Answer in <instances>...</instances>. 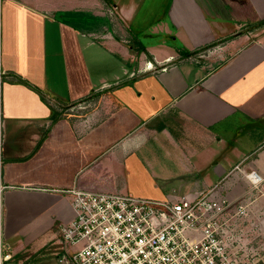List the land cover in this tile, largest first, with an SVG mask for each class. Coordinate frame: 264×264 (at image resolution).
<instances>
[{"label":"crops","instance_id":"crops-1","mask_svg":"<svg viewBox=\"0 0 264 264\" xmlns=\"http://www.w3.org/2000/svg\"><path fill=\"white\" fill-rule=\"evenodd\" d=\"M261 21L264 0H0V238L60 239L74 188L168 199L162 152L184 197L263 210Z\"/></svg>","mask_w":264,"mask_h":264},{"label":"built area","instance_id":"built-area-1","mask_svg":"<svg viewBox=\"0 0 264 264\" xmlns=\"http://www.w3.org/2000/svg\"><path fill=\"white\" fill-rule=\"evenodd\" d=\"M147 68L158 70L151 63ZM5 77L0 70V82ZM246 179L253 187L261 181L256 172ZM67 196L74 219L59 226L64 252L57 264H264L262 234L252 228L249 235L245 228L252 204L221 195L217 186L194 198L158 200L80 188ZM0 264L28 263L1 237Z\"/></svg>","mask_w":264,"mask_h":264},{"label":"rangeland","instance_id":"rangeland-1","mask_svg":"<svg viewBox=\"0 0 264 264\" xmlns=\"http://www.w3.org/2000/svg\"><path fill=\"white\" fill-rule=\"evenodd\" d=\"M134 44V43H133ZM204 52L201 54L202 56L208 57V55L210 54L209 51H214L216 56L218 55V52H220L219 48H211L210 50L205 49L203 50ZM215 56V57H216ZM80 104H77L73 107L74 109L79 108ZM76 107V108H75ZM82 108H85V105L83 104ZM74 110V111H78ZM80 112V111H78ZM81 112H85L84 109L81 110ZM168 149H172V146H170L169 144L167 145ZM170 153H168V155L165 154V152L161 153L160 155H156V160L155 162H158V165L156 167H160V168H156L158 174H160V169L162 170V172L165 174V178H167V181H160L161 186H163V188L165 189L164 194H165L168 199H175V198H181L183 195L188 196L189 194H186L185 191L181 188H179V182L178 181H183V180H189V179H194L193 176H189L188 174H184L181 175L180 177H177V173H178V161L176 159H174L172 157V155H169ZM179 170H181L179 168ZM160 179V176H159ZM197 179V181L202 180L204 178H195ZM208 180L213 181V178L211 177H207L205 178ZM221 183V182H220ZM220 183L217 185L220 187ZM183 192V193H182ZM122 194H128L126 192H120ZM247 200V199H246ZM252 206H251V212L249 213V222L245 223V228L246 231L248 232V234L250 235V233H253L254 230H257V232L262 234L261 237V246L264 245V238H263V234H264V208L263 210H259L256 208V206H254V202L252 199H250L249 201ZM263 212V214H262ZM0 223H1V227L3 225L4 227V222H5V212L2 210V208L0 209ZM253 225V226H251ZM255 225H257V228L255 227ZM252 228L254 230H252ZM48 237L42 238L40 240H36L35 242H33L30 246H23L24 241L22 240V238L17 237V236H13L7 239L8 243L12 246L14 252L16 253V255L19 253V251H21L23 254L26 253H31L34 250H38V254H35L34 256V262L32 264H42L41 262L44 261L45 259H47V263L46 264H57L56 259L57 257L56 254L59 253L60 251H62L63 249V244L61 243L60 239L56 236L53 237V239H55L54 241H48ZM50 242V243H49ZM45 243V245L43 246V244ZM19 256V257H18ZM17 257L20 259L22 257V255H18ZM22 259V258H21Z\"/></svg>","mask_w":264,"mask_h":264},{"label":"trees","instance_id":"trees-1","mask_svg":"<svg viewBox=\"0 0 264 264\" xmlns=\"http://www.w3.org/2000/svg\"><path fill=\"white\" fill-rule=\"evenodd\" d=\"M104 1H105L106 3H109L110 0H104ZM259 25H260V26H263V25H264V21L259 22ZM138 44H139V46H140L141 51H146L145 48L141 45L140 42H139ZM210 47H211V46H210ZM205 49H207V48H204V50H205ZM193 54H194V52H193V53L184 52V56H187V57H188L189 55H193ZM55 119H56V118H54L53 120H55Z\"/></svg>","mask_w":264,"mask_h":264}]
</instances>
